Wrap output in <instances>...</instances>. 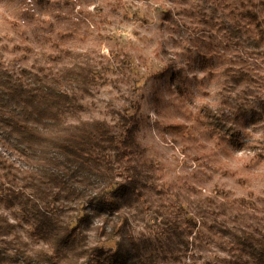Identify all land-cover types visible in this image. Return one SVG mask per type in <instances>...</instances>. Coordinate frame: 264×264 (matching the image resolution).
Listing matches in <instances>:
<instances>
[{"label": "rangeland", "instance_id": "rangeland-1", "mask_svg": "<svg viewBox=\"0 0 264 264\" xmlns=\"http://www.w3.org/2000/svg\"><path fill=\"white\" fill-rule=\"evenodd\" d=\"M252 2L264 21V0H0V72L20 76L37 54L61 48L97 67L96 85L90 94L75 92L79 105L66 120L104 121L118 141L133 128L132 162L144 187L128 223L138 242L154 245L159 262L248 264L234 235L264 238V42L247 23L240 38L228 30L231 10ZM26 47L33 51L25 60ZM179 69L183 93L174 85ZM214 116L224 131L213 128ZM24 203L0 202V213L28 249L49 250L35 234L34 206ZM50 209L57 227L69 229L92 211ZM158 211L178 220L185 245L164 234ZM106 214L81 230L85 247L116 248L119 236L107 242L95 230Z\"/></svg>", "mask_w": 264, "mask_h": 264}, {"label": "trees", "instance_id": "trees-1", "mask_svg": "<svg viewBox=\"0 0 264 264\" xmlns=\"http://www.w3.org/2000/svg\"><path fill=\"white\" fill-rule=\"evenodd\" d=\"M254 5L252 2L253 8H249L241 3L240 8L235 7L237 11L231 10L234 21L228 30L232 37H242L247 23L264 42V21ZM32 51L26 47L23 58L28 59ZM65 57L76 61L65 65ZM60 63L64 65L60 67ZM96 70L84 55H72L61 48L37 54L33 68L22 69L20 76L0 72V202L7 208L15 201L32 203L34 217L39 218L35 234L50 244L49 250L28 249L15 232V223L0 213V264H169L159 262L154 245L153 250L147 249L146 242H138L130 231L128 213L132 204L141 200L144 187L137 186L140 171L132 162L136 154L133 128L127 127V135L118 141L104 121L66 120L67 111L79 105L75 92L90 94L96 85ZM175 76L174 85L183 93L181 69ZM219 120L215 117L211 124L222 132L225 127ZM17 163L24 168L19 169ZM26 192L28 197L23 196ZM56 203L81 205L92 211L84 209L71 229L66 224L57 227L49 211ZM103 211L107 214L95 230H100L107 242L119 236L116 248L85 247L84 241L80 243L81 230L90 228L91 218L100 217ZM113 214L121 222L112 223ZM158 217H162L158 226L168 239L185 245L178 220L163 217L161 211L155 219ZM234 239L248 264H264V238L242 232ZM169 252L175 257L172 248Z\"/></svg>", "mask_w": 264, "mask_h": 264}]
</instances>
